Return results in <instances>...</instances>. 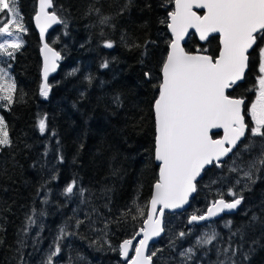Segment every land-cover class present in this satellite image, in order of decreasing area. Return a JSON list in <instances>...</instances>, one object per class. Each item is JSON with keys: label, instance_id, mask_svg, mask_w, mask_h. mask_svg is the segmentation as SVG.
Returning <instances> with one entry per match:
<instances>
[{"label": "trees", "instance_id": "trees-1", "mask_svg": "<svg viewBox=\"0 0 264 264\" xmlns=\"http://www.w3.org/2000/svg\"><path fill=\"white\" fill-rule=\"evenodd\" d=\"M165 2L132 0L128 10L121 12L128 0H53L51 11L64 23L46 33L47 42L61 59L55 74L48 78L51 90L45 98L40 95L41 41L32 23L37 0H16L26 29L18 33L22 47L14 58L0 56V66L7 65L16 84L13 103L0 107L12 140L11 147L0 151V264H19L20 239L26 245L22 250L25 264H41L65 224L66 231L75 235L60 241L61 252L53 258L54 264H121L119 244L142 227L158 176L152 111L158 89L153 85L159 82L160 64L168 51L166 41L171 39L166 24L159 21L173 10L174 0L166 7L162 6ZM94 8L99 9V15ZM102 16L111 17L110 22L102 25ZM106 41L114 46L105 47ZM147 41L155 44H148L145 55ZM184 48L188 52L207 49L206 54L216 56L218 37L211 36L201 44L191 34ZM105 61L107 68L101 66ZM145 72L152 74L151 80L145 78ZM247 73L243 84L248 82ZM89 76L91 82L86 79ZM241 87L239 83L228 94L241 97ZM116 96L121 106L114 102ZM44 117L47 129L42 134L38 123ZM258 153L257 148L242 156L247 161ZM59 156H63L62 162ZM232 159L231 153L222 166L213 164L204 170L185 210L165 214L164 233L148 251L162 250L153 257V264H185L180 249L183 245L193 247L208 226L220 233L223 244L231 234L224 227L226 222L231 221V231H235L253 215L264 220V168L254 176L255 183L245 188L242 172L229 171ZM73 179L88 189L84 203L79 197L69 199L62 194ZM237 179L241 180L239 185ZM230 191L244 196L235 212L201 224L189 223L193 214H203L213 201L231 200ZM134 201L144 209L143 216L136 211ZM128 209L132 211L122 215ZM33 210L37 225L25 236L23 230ZM76 220L83 223L76 227ZM182 231L190 234L179 239ZM253 236L264 244L257 225L244 245L245 250L256 249L245 264H264V247L253 245ZM234 239L239 243L238 237ZM173 242L174 247L170 246ZM236 259L239 262V255ZM217 261L215 247L209 245L198 248L187 264Z\"/></svg>", "mask_w": 264, "mask_h": 264}, {"label": "snow or ice", "instance_id": "snow-or-ice-1", "mask_svg": "<svg viewBox=\"0 0 264 264\" xmlns=\"http://www.w3.org/2000/svg\"><path fill=\"white\" fill-rule=\"evenodd\" d=\"M173 0H166L162 6H167ZM132 0L121 9L128 10ZM150 8L151 5L146 4ZM53 0H39V11L35 15V22L43 37L45 31L52 24L64 23L55 11ZM194 8L206 10L203 15L193 11ZM99 15V9H93ZM23 17L16 7V0H0V36L15 37L5 39L0 43V56L14 58V54L22 47V39L18 33L26 31ZM111 17L102 16L100 23L108 24ZM166 24L172 38L166 41L168 51L161 61L159 82L153 85L158 89V95L153 100L152 111L154 114V159L159 162L158 179L153 185V195L150 200V213L142 228L143 239L139 246L133 249V241L126 239L120 246V251L125 259H128L130 250H134V257L129 264H153V257L160 249L147 253L148 241L153 236H159L163 231L160 219L164 208H179L188 202L189 195L196 191L195 181L201 175L205 166H222L221 159L232 153V166L230 172L243 174L247 181L244 187L255 183L254 176L261 168H264V0H174V10L167 13L165 19L159 21ZM14 26L15 32L10 30ZM194 29L199 34L201 41H207L212 34H219L221 48L217 56L201 54L199 50L195 54L188 52L182 46V41L188 35L189 30ZM123 39V37H122ZM155 41H147L143 45L147 55L148 44ZM105 47L112 48L114 43L106 41ZM132 47H141L133 44ZM44 83L40 88V95L47 98L51 90L48 84L50 72L57 69L56 61L60 54L44 44ZM207 53V49L204 50ZM256 53V77L255 83L249 91L256 93L255 100L245 107V97H234L228 94L229 89L238 86V82L245 80V73L249 70L250 60ZM143 62V61H141ZM102 67L107 68L105 61ZM75 71V70H74ZM147 80L152 79L150 72H145ZM91 82L92 77L86 78ZM16 84L7 68L0 67V102L13 103ZM114 102L121 106L119 96L113 98ZM246 115L251 117L252 125L246 123ZM47 117L41 118L38 123L40 133L47 129ZM223 129L221 139H213L210 135L212 129ZM247 134V136H246ZM55 135V133H53ZM254 138H259L256 140ZM12 140L9 136L7 124L3 116H0V151L11 147ZM239 145V147H238ZM259 149L257 156L245 161L242 153H251L253 149ZM236 150L235 152L233 150ZM63 161V156L58 157ZM239 161V163L237 162ZM247 164L245 168L244 165ZM55 178V177H53ZM241 183L240 179L235 182ZM109 189H105L107 193ZM88 189L78 185L73 179L63 190V195L71 199L76 196L80 203H84L85 193ZM230 201L223 198L215 200L207 207L203 214H193L189 223L208 221L226 210L237 209L244 201L242 192L230 191ZM47 199L44 203H47ZM140 216L144 215V209L133 202ZM162 205L157 213V206ZM132 209H128L127 215ZM44 215V213H40ZM132 219H136L133 216ZM83 221L76 220V227ZM37 225L36 211L27 217V225L23 230L27 235L28 229ZM257 225L260 228L261 239H264V220L253 215L247 224L239 226L231 231L232 223L228 221L224 227L230 230V235L223 244L222 237L215 229L203 232L194 242L193 247H188L179 253L185 258V264L191 261L198 248H206L209 245L215 247L217 264H245L255 247L244 249L248 243L247 237L255 232ZM41 231L43 230L42 225ZM67 224L60 227L56 239L53 241L46 258L41 264H54V257L61 252L60 241L75 233L66 231ZM107 227V224L105 225ZM137 232L134 235H139ZM190 233L179 232L178 238L183 239ZM239 238V243L234 238ZM3 241H0L2 244ZM251 243L264 247L260 239L255 236ZM17 252L21 253L19 264H25L22 250L25 248L24 239L18 241ZM174 247V242L172 245ZM35 247V245H34ZM239 255L240 260L236 257ZM223 257V259H220ZM80 259H84L80 257Z\"/></svg>", "mask_w": 264, "mask_h": 264}, {"label": "water", "instance_id": "water-1", "mask_svg": "<svg viewBox=\"0 0 264 264\" xmlns=\"http://www.w3.org/2000/svg\"><path fill=\"white\" fill-rule=\"evenodd\" d=\"M51 9H52V8L48 9V11L51 12ZM173 10H174V2H173ZM38 11H39V0H37V7H36V11H35V13H34V15H33L32 23H33V26L35 27V29L38 31L39 38H40V41H41L39 51H40V55H41L40 58H41V64H42L41 75H42V78H43L44 55H45V54H44V51H43L44 44L47 43L48 46H49L50 48H52L55 52H57V50H56L55 48H53L52 46H50V43L47 42V40H46V33H47L49 30H51L53 27H55L56 25H58V24H52L50 27H48L47 30L45 31L43 37H42L41 34H40V29H39V27L37 26V24H36V22H35V15H36V13H37ZM193 11H196L198 14L203 15V14L205 13L206 10H204V9H197V8H194ZM167 29H168V28H167ZM168 32H169V34H170V37L172 38L171 33H170L169 30H168ZM191 34H193V35L196 37V39H197V41H198L199 43L204 44V43L206 42V41H201V40L199 39V34L196 33L194 29H190L188 35L185 37L184 41H182V46H183V47H184V45H185V43H186V41H187L189 35H191ZM211 36H216V37H218L219 50H220L221 45H220V40H219V34L216 33V34H212ZM211 36H210V37H211ZM210 37H209V38H210ZM219 50H218V52H219ZM191 53L195 54L196 52H191ZM200 53H201V54H206V53H204V52H200ZM217 55H218V53H217ZM60 59H61V56H60V58L56 61L57 65H58ZM57 68H58V66H57ZM56 71H57V69H56ZM56 71H55V72H56ZM55 72H50L48 78H50L52 75H54ZM42 82L44 83V79H43ZM241 82H242V81H241ZM241 82H238V84L241 83ZM231 90H232V89H229L228 92H230ZM157 95H158V94H157ZM153 115H154V114H153ZM214 134H217L218 136H215V137H214V136H213ZM210 135L212 136L213 139H221V138L223 137V135H224V131H223L222 128H221V129H212L211 132H210ZM234 150H235V149H234ZM234 150H233V151H234ZM230 155H231V153H229L228 156H230ZM153 156H154V153H153ZM228 156L223 157V158L221 159V163H222V162H223ZM154 162H155V164L158 166V173H159V162H158V161H155V159H154ZM210 166H212V165H207V166H205L204 170H205L206 168H209ZM217 167H218V166H217ZM204 170L201 172V175H200L199 177H197V179H196V181H195V184H196L197 181H199V180L201 179ZM157 179H158V176H157ZM153 185H154V184H153ZM194 193H195V191L192 192V193L189 195V197H188V202L185 203L182 207H179V208H164V209H163V216H159V215H157V216L153 217V219H157V218H158V219L161 220V227L163 228V231L160 233L159 236H153V237L147 242V243H148V249H147V253H146V254H148L149 248H150L153 244H155V243L159 240V238L163 235V233H164V217H165V214H166V213L182 212L183 210H185V209L188 207V205H189L190 199L194 196ZM152 195H153V186H152L151 195H150L149 202H148V210H147L146 218H145V220H144V222H143V224H142V227L137 231V232H139L140 234H139V235H134L132 238H130V239L133 241V245H132L133 249H134L135 247L139 246V241L143 239V232H141L140 230H141L142 228H145V229L147 228V225L145 224V221L147 220V216H148L149 213H150V207H151V206H150V200H151ZM219 199H220V198H219ZM217 200H218V199H217ZM226 201H230V200H226ZM210 205H211V204H210ZM210 205H209V206H210ZM209 206H208V207H209ZM161 208H162V205H158V206H157V213L160 212V209H161ZM236 210H237V209H235V210H231V211L226 210L225 212L220 213L218 216L210 218L208 221H199V222H194V223L201 224V223H203V222H209V221H212L213 219H217V218H219V217H220L221 215H223V214L233 213V212H235ZM122 243H123V241L119 244V256H120L121 264H129V261L131 260L132 257H134L135 253H134V250H130V251H129V254H128V259H125V258L123 257V255H122L121 251H120V246L122 245Z\"/></svg>", "mask_w": 264, "mask_h": 264}, {"label": "flooded vegetation", "instance_id": "flooded-vegetation-1", "mask_svg": "<svg viewBox=\"0 0 264 264\" xmlns=\"http://www.w3.org/2000/svg\"><path fill=\"white\" fill-rule=\"evenodd\" d=\"M217 56V55H216ZM215 57V56H214ZM256 53L253 52V58L250 60V69L246 71L248 75V82L246 84H243L244 81L241 82L242 84V96L245 97V107L250 105L251 102L255 100L256 93L254 91H249V88L256 82L255 77H256V65H257V60L255 59ZM236 88V87H235ZM234 89V88H233ZM246 123L249 124L251 127L252 121L251 117L246 115Z\"/></svg>", "mask_w": 264, "mask_h": 264}, {"label": "rangeland", "instance_id": "rangeland-1", "mask_svg": "<svg viewBox=\"0 0 264 264\" xmlns=\"http://www.w3.org/2000/svg\"><path fill=\"white\" fill-rule=\"evenodd\" d=\"M14 27V26H13ZM10 30H12V31H14L12 28L10 29ZM15 37H7V36H0V43H3L4 42V40L5 39H14ZM1 57H3V56H1ZM0 67H3V68H7V65H3V66H0ZM8 69V68H7ZM8 73H9V75L13 78V76H12V73L10 72V70L8 69ZM8 106V104H7V102H0V107H7ZM0 116H3L2 115V113H1V111H0ZM210 229H211V227H206L205 229H203V231L201 232V234L203 233V232H205V231H210ZM188 247H190V246H182V248L180 249V251H179V253L181 252V251H183L184 249H187Z\"/></svg>", "mask_w": 264, "mask_h": 264}]
</instances>
